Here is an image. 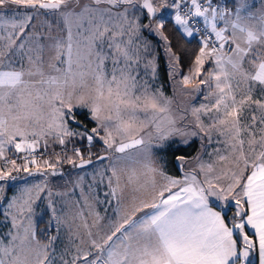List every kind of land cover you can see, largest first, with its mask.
Segmentation results:
<instances>
[{"label":"snow or ice","instance_id":"1","mask_svg":"<svg viewBox=\"0 0 264 264\" xmlns=\"http://www.w3.org/2000/svg\"><path fill=\"white\" fill-rule=\"evenodd\" d=\"M233 8L213 0H0V67H7L0 70V181L16 180L13 172L21 171L44 177L21 188L4 208L2 215L11 217L16 231H9L6 245L0 242V264H255L254 251L264 264V0L255 12L249 0H233ZM48 12L62 17L66 38L49 43L51 38L32 23ZM85 20L90 25L87 34L78 32L74 38L73 22L80 28ZM168 22L189 37L197 23L203 24L195 28L200 47L181 83L193 92L201 91V85L208 89L204 99L209 103L192 108L189 123L209 141L213 130L224 138L228 154L217 158L223 166L217 171L213 163L201 162L199 173L194 169L182 180L159 173L163 182L157 185L153 177L151 189H145L147 198L134 196L121 203L118 220L106 229L98 227L96 215L92 227L98 230L93 232L84 213L78 212L86 232L74 252L66 246L57 255V237L42 243L33 213L47 187L46 172L58 175L61 157L38 162L37 150L47 149L50 139L65 145L66 138L77 135L69 127L74 108H87L97 122L86 137L88 143L99 137L116 153L145 144L146 137L163 141L198 134L181 126L186 116L173 113L171 101L159 90L140 86L137 79L142 29L167 41L161 30ZM105 40L107 53L99 47ZM167 51L178 64L171 47ZM206 63L212 65L210 70ZM257 91L260 98L254 97ZM209 113L214 115L205 124L203 117ZM73 155L80 167L91 163L79 149ZM65 158L75 163L73 157ZM148 171L155 174L157 169ZM112 176L116 184L112 186L110 178L105 195L119 200L122 190L115 167ZM127 184H139L135 171L127 176ZM141 188L145 186L136 191ZM3 192L0 186V201ZM85 203L92 215L87 198ZM48 206L59 231L64 221L56 216L51 200ZM229 207L235 211L226 219Z\"/></svg>","mask_w":264,"mask_h":264},{"label":"rangeland","instance_id":"2","mask_svg":"<svg viewBox=\"0 0 264 264\" xmlns=\"http://www.w3.org/2000/svg\"><path fill=\"white\" fill-rule=\"evenodd\" d=\"M89 2L90 0H81L82 4ZM249 2L253 4V8L251 9L253 12H255L261 4V0H249ZM101 7H106V5H101ZM41 11L43 12V10ZM107 19L108 18L106 16L105 20ZM32 23L36 25L37 29L43 33L46 39L51 38L48 41L49 43L54 42L55 39L66 38L67 36V27L65 26L62 17L58 13H44L38 18H35ZM110 23H114V21H111ZM218 25L223 27V22H218ZM89 27L90 25L86 20L83 22V25L80 28H77L76 22H73L72 31L74 38H77L76 34L78 32L86 35L87 33L85 30ZM144 30L148 31L147 29H142L141 36L137 40V44L141 49L140 62L135 66L136 72L138 73L137 79L139 81V85H147L149 90L153 92L159 90L166 100L171 101L170 107L173 113H182L186 116V120L180 122L181 126H187V130L189 132L196 131L198 134L195 136L189 135L187 137L174 135L163 141L159 140L156 136H153L151 139L146 137L145 144L139 145L135 148H130L125 153H116L112 149H107L104 145L105 152H103L96 160L91 159V163L85 164L84 167L79 166L80 159L73 155L74 149L79 148H76L71 144L72 136L66 138L65 145H60L59 143L53 142L50 139L48 145L49 150L44 149L43 147L38 149V162L42 159H48L52 162H55L57 155L61 157L60 163L57 164L55 169L58 175L51 176V170L46 172L47 187L45 191L41 193V199L38 200L34 205L35 210L33 213V221L36 225V232L39 230L38 222L41 220L44 221L43 224H40L41 231L39 236H44L49 229H51L50 231L52 233L54 231V235L52 236H56L57 239L53 246L57 255H59L66 246L70 247L74 252V245L80 243V237L84 236L86 232V230L81 226L82 220L81 217L77 215L78 212L84 213L83 220H86L90 229L93 232H96L98 227L106 229L107 226L118 220V206L121 203L130 202L134 196H144L147 198V191L145 189H151V181L153 177L157 185H159L163 182V176H161L159 173L162 172L164 176H167L163 168V152L168 147L186 146L196 139L200 141V150L196 156H193L189 159L178 158L176 160L182 172L180 180L184 178L186 173H191L194 169L197 173H199V164L201 162L205 164L213 163L218 171L220 167L223 166L221 162H218V156L228 154V149L222 142L224 138L220 137L218 133L215 132V130H213L211 134V141H209L207 136H205L199 131V129H196L192 124L189 123V121L192 120L190 115L191 109L199 108L202 104L209 103L208 100L204 99L208 89L203 85L200 86L201 91L198 92H193L191 88H185L181 83L183 76L179 73L180 70L178 64L170 58L167 47L162 44V55L164 56L165 61L168 63V76L171 78V81H169L170 94L167 95L164 93L158 75V59L160 56L158 51L154 53V41L150 38V35H154L160 39L162 37L155 32L149 31L148 34L150 37L146 36V34L143 32ZM145 45L147 46V52L144 51ZM99 47L104 52H109L107 40H105V42ZM172 55L174 54L172 53ZM149 61H152V63L149 64ZM12 65H18V68L20 67L19 63H13ZM205 66H208V68L205 67V69L209 70L212 67L210 63H206ZM107 67L111 69L110 61L107 64ZM186 93L192 94L186 95ZM254 97L260 98V93L257 91L254 94ZM84 110L88 111L89 118L91 119V114L87 108H74L73 115L76 112H81ZM212 115H214V113H209L208 116L203 117L205 124L210 123L209 116ZM249 116L250 113L246 111L245 122H247V117ZM70 121L81 123L80 120H77L76 118ZM94 123V127H97V122L94 121ZM80 134L83 133H78L77 135L81 136ZM101 135H103V132H101ZM96 138L101 140L99 137ZM56 145L58 146V149L56 148ZM217 149L220 151L217 152ZM44 150H47L48 152H46V155L43 156L44 153L40 152ZM80 152L85 159H88V157L85 156L83 150H80ZM87 154L90 155V152H87ZM66 156L73 157L75 163H68L67 159L65 158ZM100 157H104V159H100ZM197 157H199V160ZM17 163L22 164L23 161L17 158ZM60 164H66L65 167L61 168L62 171H60L58 167ZM30 167L32 166L30 165ZM113 167L116 168L117 173L120 176V186L122 191L118 192V196L120 197L119 200L112 197L111 195H105V193L110 192L109 179L111 178L112 186H115L116 184V177L112 176ZM149 168H155L157 169V172L155 174L150 173L148 171ZM133 171H135L139 176V184L136 186L127 184V176ZM60 172L61 175L59 174ZM18 175H20L18 172H13V176ZM43 179L44 177L39 174L29 176L27 173H24L16 180L9 179L6 181H0V186H3L4 188V198L9 195V198L5 203L4 200L0 201L1 213H3L4 208H6L8 201L14 195L19 194L21 188L31 187L33 184L43 181ZM198 179L203 180V175H198ZM140 185H144L145 188H141L140 191H136V187H139ZM49 190L52 192V196L50 198L48 196ZM85 198H87V203L92 206V215H89V208L85 203ZM210 199L215 203L214 197ZM49 200H51L52 206L56 209V216H59L64 221V223L59 225V231H57V222L55 219H53L52 209L48 206ZM105 204L106 206H104ZM101 207H103L105 211L101 209ZM101 210L104 211L101 215L102 223H98V227H92L94 217L96 215H100L99 211ZM226 211L228 213L229 208ZM143 215L144 213H137L138 217H142ZM0 218H2L0 220L1 225H7L8 223H11V217L6 218L2 215ZM49 221H51V223H49ZM11 231L14 233L16 229L12 228ZM70 231L71 233H78L79 235H72L70 237ZM1 234L3 233L2 228L0 227V235ZM51 237H49L45 243H47ZM0 242L5 245L8 243H4V239H1Z\"/></svg>","mask_w":264,"mask_h":264},{"label":"trees","instance_id":"3","mask_svg":"<svg viewBox=\"0 0 264 264\" xmlns=\"http://www.w3.org/2000/svg\"><path fill=\"white\" fill-rule=\"evenodd\" d=\"M216 4H225L229 8L232 7L233 1L232 0H214ZM164 14L167 15V10H164ZM143 22V20H142ZM163 32V35L167 37V41H165L163 38H157L154 35L149 36V32L144 30L143 32L146 34V36H149L153 41V50L154 53L156 51L159 52V59H158V75L160 84L162 86V89L164 93L167 95L170 94L169 91V81H171V78L168 76V63L165 61L164 56L162 55V44L165 45V47H171L172 53L175 56L179 57V70L180 74L182 76H185L189 73V68L194 60L195 54L198 53L199 47H200V36L193 35L192 37L184 35L182 32H179L176 30V27L172 22H168L165 24L164 29L161 30ZM165 42V43H164ZM208 68V66H205ZM75 118L77 120H80L81 123H76L73 121H69V127L72 131L75 133H83L84 135L81 136H72L71 138V144L74 147H78L80 150H83L86 157H90L92 160H96L105 150H104V143L103 141L95 138L91 144L87 141L86 134L91 133V129L94 128L95 123L92 119L89 118L88 111L84 110L81 112L74 113ZM56 148L58 149V146L56 145ZM56 149V151H57ZM200 150V141L194 140L190 144L186 146H171L168 147L163 152V161L164 166L166 169V172L171 176H179L181 174V170L178 166V163L176 160L178 158H184L189 159L193 156H196V154ZM47 152V151H46ZM87 152H90V155L87 154ZM50 154V153H48ZM61 166V167H60ZM64 165H59L60 171L61 168L65 167ZM8 197L4 198V203L7 201ZM215 204V203H214ZM217 210H220L219 207H216ZM235 211L234 207H229V212L226 215V219L231 217L233 212ZM2 216V213L0 211V217ZM1 219V218H0ZM43 221H40L38 223V232H36L38 239L45 243L46 240L50 237L48 233H45L44 236L40 235V224H43ZM255 239V237H253ZM257 262V259L255 260V263Z\"/></svg>","mask_w":264,"mask_h":264},{"label":"crops","instance_id":"4","mask_svg":"<svg viewBox=\"0 0 264 264\" xmlns=\"http://www.w3.org/2000/svg\"><path fill=\"white\" fill-rule=\"evenodd\" d=\"M233 1V0H232ZM231 8H233V5H232V7ZM234 9V8H233ZM12 67H14V68H18V65H12ZM0 70H7V67L5 66V67H0ZM104 147V146H103ZM47 150H49V147H47ZM47 150H44V151H42V152H40V153H44L43 154V156L44 155H46L45 153H46V151ZM38 152V151H37ZM48 152V151H47ZM105 152V151H104ZM177 162V161H176ZM163 163H164V161H163ZM61 165H64V164H61ZM179 166V165H178ZM33 167V169H34V166H32ZM61 167V166H60ZM164 168V172H165V174H167V176H171V175H169L167 172H166V169H165V166L163 167ZM180 168V167H179ZM181 170V169H180ZM25 172H23V171H21V172H18V174H20V175H18V176H16L17 178H20L21 177V175L22 174H24ZM60 175H61V172L59 173ZM33 176V175H32ZM181 176H182V172H181V174L179 175V176H171V177H173L174 179H177V180H180V178H181ZM8 197V196H7ZM214 203V202H213ZM104 206H106V204L104 205ZM101 209H103L104 211H105V209L103 208V207H101ZM103 210H101V211H99L100 212V215H98L99 217H100V220H99V224H101L102 223V213L104 212ZM146 210H148V209H146ZM215 210H217V209H215ZM148 211H150V210H148ZM98 214V213H97ZM2 219V218H1ZM0 219V220H1ZM41 221H43V220H41ZM40 222V221H39ZM38 222V223H39ZM44 222V221H43ZM0 227L2 228V233L3 234H1L0 235V240L1 239H4V243H7L8 241H9V239H10V236L8 235V233H9V231L10 230H12V224L11 223H8L7 225H1L0 224ZM51 229H49L48 230V232H46V233H48L49 235H50V237L52 236V235H54L53 233H54V231H53V233L50 231ZM251 234V233H250ZM38 238V237H37ZM251 258L252 259H254V261L257 259V262L255 263V264H259V259H258V251H254V252H252V254H251ZM57 264H58V262H57Z\"/></svg>","mask_w":264,"mask_h":264},{"label":"built area","instance_id":"5","mask_svg":"<svg viewBox=\"0 0 264 264\" xmlns=\"http://www.w3.org/2000/svg\"><path fill=\"white\" fill-rule=\"evenodd\" d=\"M213 2H214V0H213ZM214 4H216L215 2H214ZM218 5H220V6H224L225 4H218ZM195 28H203V24H202V22L201 23H197L195 26H194V34L195 35H198V36H200L199 34H196L195 33Z\"/></svg>","mask_w":264,"mask_h":264}]
</instances>
